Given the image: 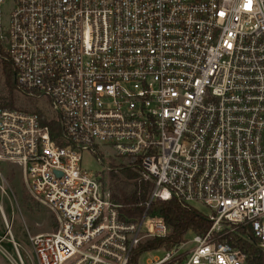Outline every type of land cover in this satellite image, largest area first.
<instances>
[{
	"label": "built area",
	"instance_id": "obj_1",
	"mask_svg": "<svg viewBox=\"0 0 264 264\" xmlns=\"http://www.w3.org/2000/svg\"><path fill=\"white\" fill-rule=\"evenodd\" d=\"M0 60L51 111L0 109V162L58 221L30 236L38 264H130L171 232L156 199L212 225L147 264H250L225 228L264 253V0H0ZM123 166L152 183L135 219L103 177Z\"/></svg>",
	"mask_w": 264,
	"mask_h": 264
},
{
	"label": "trees",
	"instance_id": "obj_2",
	"mask_svg": "<svg viewBox=\"0 0 264 264\" xmlns=\"http://www.w3.org/2000/svg\"><path fill=\"white\" fill-rule=\"evenodd\" d=\"M17 92L11 63L7 60H0V109L18 108L36 111L44 117L43 121H46L44 111L40 108L30 110L18 107ZM151 187V181L142 180L139 172L129 167L123 166L118 172L110 173L111 197L114 202L121 205L120 211L124 219H135L144 213ZM149 214L162 217L171 227V232L166 237L155 238L140 244L132 252L130 264H138L140 256L146 251L161 248L171 250L181 244L185 235L190 231L196 234H206L212 225V222L203 213L194 208L184 207L175 200L156 199L149 207ZM223 233L225 235L220 238V241L233 243L234 246L249 253L251 255L249 256L250 264H264V253L255 243L239 238L227 228L224 229ZM182 257L180 256L178 259L181 260Z\"/></svg>",
	"mask_w": 264,
	"mask_h": 264
},
{
	"label": "rangeland",
	"instance_id": "obj_3",
	"mask_svg": "<svg viewBox=\"0 0 264 264\" xmlns=\"http://www.w3.org/2000/svg\"><path fill=\"white\" fill-rule=\"evenodd\" d=\"M12 8V2H7L4 5L6 21ZM16 96L18 107L34 110L35 108L41 109V106L45 105L44 101H38L37 103V101L28 99L19 92L16 93ZM43 110L45 113H51L45 107ZM112 162L117 163L118 161L113 160ZM83 167L93 173L102 170L101 165L90 152L83 153ZM111 172H106L103 175L104 181L108 180ZM0 173L3 177L0 176V264H38L30 242V236L55 231L58 227L56 215L30 195L23 181V174L19 165L0 162ZM195 207L204 215L210 213V210L204 205L195 204ZM6 221L11 226L12 234L9 232ZM193 237L194 233L192 231L188 232L183 243L192 240ZM14 241L18 246V250ZM192 246V243L185 244L184 249ZM164 254V250L146 251L140 256L138 264H147L149 260L162 257Z\"/></svg>",
	"mask_w": 264,
	"mask_h": 264
}]
</instances>
